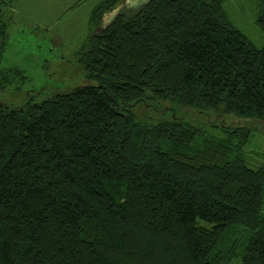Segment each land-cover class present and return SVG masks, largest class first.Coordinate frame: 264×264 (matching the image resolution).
Instances as JSON below:
<instances>
[{"label":"trees","instance_id":"trees-1","mask_svg":"<svg viewBox=\"0 0 264 264\" xmlns=\"http://www.w3.org/2000/svg\"><path fill=\"white\" fill-rule=\"evenodd\" d=\"M119 1L94 7L90 28ZM227 1L146 0L79 49L90 84L0 101V264H264V150L256 167L244 150L253 130L217 136L135 112L152 97L264 124V47ZM10 71L21 75L0 70L8 84Z\"/></svg>","mask_w":264,"mask_h":264},{"label":"rangeland","instance_id":"rangeland-1","mask_svg":"<svg viewBox=\"0 0 264 264\" xmlns=\"http://www.w3.org/2000/svg\"><path fill=\"white\" fill-rule=\"evenodd\" d=\"M103 0H15L10 5L0 0V23L7 26V43L0 58V70L14 68L7 80L0 79V101L19 107L31 98L41 101L56 92L90 84L80 66L78 51L90 33L98 31L119 13L134 14L146 0H120L107 11L97 27L90 28V15ZM224 8L234 25L257 46L264 47V31L256 23L254 0H229ZM150 96V95H149ZM139 119H172L177 116L206 130L223 136L230 126L250 127L252 137L245 147L246 162L256 167L263 162L258 152L264 150V124L218 111H198L169 100L150 97L135 108ZM238 118L241 120L239 123ZM230 264H241L236 259Z\"/></svg>","mask_w":264,"mask_h":264}]
</instances>
